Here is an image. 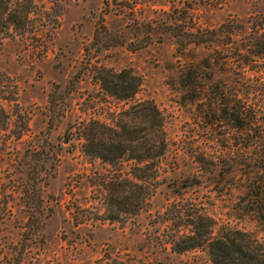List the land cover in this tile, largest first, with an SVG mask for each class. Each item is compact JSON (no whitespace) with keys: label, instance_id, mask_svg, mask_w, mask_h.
<instances>
[{"label":"rangeland","instance_id":"374dc122","mask_svg":"<svg viewBox=\"0 0 264 264\" xmlns=\"http://www.w3.org/2000/svg\"><path fill=\"white\" fill-rule=\"evenodd\" d=\"M21 7L30 13L29 33L0 49V86L16 92L3 103L7 125H0V264H210L204 250L170 252L161 218L173 204L206 215L216 230L264 238L260 219L238 203L240 173L229 170L244 159L232 149V133L207 126L179 87L186 64L201 60L213 64L215 81L235 87V73L225 77L217 67L264 28V0H32ZM226 23L239 26L229 45L220 46L219 32L211 44L188 43V34ZM256 61L251 70H264V60ZM122 70L139 83L129 102L100 87ZM141 103H152L163 120L158 182L137 216L108 223V182L135 164L110 168L85 155L78 127L125 121L124 112Z\"/></svg>","mask_w":264,"mask_h":264},{"label":"trees","instance_id":"16d2710c","mask_svg":"<svg viewBox=\"0 0 264 264\" xmlns=\"http://www.w3.org/2000/svg\"><path fill=\"white\" fill-rule=\"evenodd\" d=\"M31 1L0 0V49L4 41L29 33L26 27L30 22V13L21 6ZM238 27L226 23L217 31H196L187 35L188 43L204 46L211 44L216 36H222L220 46L224 47L230 44L231 36ZM217 32L220 34L216 35ZM241 47L232 58L234 61L226 56L217 67L225 77L235 73L234 88H231L227 78L215 81L213 64L206 60L187 63L180 74L179 87L184 91L182 96L187 102L198 105L207 126L220 127L232 133V149L244 159L239 167L237 165L229 170L240 173L238 203L264 225V70H251L257 65L256 60H264V28L250 32ZM111 75V80L102 78L101 89L116 101L133 100L139 83L130 78L125 70ZM3 90L4 87L0 86L2 127L7 125L3 103L8 105L16 99L14 86L9 95ZM124 113L126 120L122 122L111 125L89 122L78 127L85 155L93 156L110 168H115L118 163L135 164L124 178L116 177L113 182H108L112 184L111 194L104 200V221L108 223L135 217L148 206L158 182L160 160L167 148L163 120L152 103L130 106ZM136 115L140 119L137 127L130 124L131 116ZM227 135L223 137L226 141ZM117 188L122 192L117 194ZM185 213L173 204L161 218L164 223H169L166 237L172 254L204 250L210 264H264V238H258L254 232L228 227L216 230L215 222L206 215Z\"/></svg>","mask_w":264,"mask_h":264}]
</instances>
